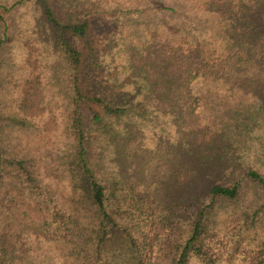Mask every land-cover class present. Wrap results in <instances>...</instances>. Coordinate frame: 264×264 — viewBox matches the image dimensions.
I'll use <instances>...</instances> for the list:
<instances>
[{"label":"trees","instance_id":"1","mask_svg":"<svg viewBox=\"0 0 264 264\" xmlns=\"http://www.w3.org/2000/svg\"><path fill=\"white\" fill-rule=\"evenodd\" d=\"M108 1L118 5L113 11L120 13L118 17L126 16L122 24L126 29H119L112 39H117L115 47L123 62L135 64L141 53L152 59L137 65L140 71L129 68L128 78L108 77L106 90L88 92L86 84L96 78L102 64L92 18L83 15L61 23L52 5L46 6V18L57 26L58 43L72 66L73 149L66 168L67 187L65 182L59 184L58 173L42 163L38 153H28L32 149L4 150L1 121L5 117L0 109V264H264V246L254 249L243 243L247 237L242 223L220 229L208 215L219 198L239 195V181L213 185L211 201L183 234L180 219L166 211L158 198L127 188L118 179L109 184L101 180L88 137L90 127L101 128L147 105L144 98L153 90L144 78L149 73L155 90L168 84L177 94L183 86L186 95L192 88L204 94L221 86L234 87L241 80L264 79V0H174L151 9ZM7 11L9 7L0 5V20ZM146 13L158 21L152 27L130 30L129 20ZM4 41L0 33V44ZM27 50L30 71L21 86L18 108L23 115L41 116L45 88L37 73L40 61L34 45L27 44ZM196 137L208 144L220 136L207 123ZM213 149L222 157L232 153L223 138ZM245 174L264 190L263 173L250 168ZM190 207L195 210L198 204ZM242 244L246 252L241 256Z\"/></svg>","mask_w":264,"mask_h":264},{"label":"rangeland","instance_id":"2","mask_svg":"<svg viewBox=\"0 0 264 264\" xmlns=\"http://www.w3.org/2000/svg\"><path fill=\"white\" fill-rule=\"evenodd\" d=\"M118 1L122 7L149 9L174 2ZM49 4L61 23L85 15L92 18L96 27L94 37L102 64L96 78L91 77L86 84V91L95 93L104 87L102 90H106L108 77L112 81L128 78L129 68L135 66L140 71L137 65L152 58L141 53L135 64L123 62L121 51L115 47L117 39H112L119 35V29H126L122 27L126 16L118 17L120 13L113 12L118 5L108 0H0V5L9 7L0 20V33L5 36L0 44V109L5 117L1 121L2 146L7 152L32 149L28 153H38L41 162L58 173L59 184L65 182L67 187L66 168L73 149L69 134L72 66L58 43L57 26L46 18ZM158 19H152L150 13L133 17L129 29L152 27ZM101 38L105 39L99 41ZM27 44L34 45L40 61L37 73L45 88V110L41 116L23 115L18 108L21 86L30 71ZM87 47L88 40L83 45L86 50ZM105 73L108 76L104 77ZM144 78L153 89L144 98V108L88 130L98 176L107 184L118 179L127 188L134 187L158 198L166 211L180 219L183 234L201 216V208L211 201L213 185L231 186L239 181V195L219 198L208 215L220 229L242 223L247 237L243 243L254 249L264 246V190L245 174L250 168L264 174V79L249 83L241 80L234 87L221 86L204 94L192 88V93L186 95L183 86L178 87L177 94H172L168 84L155 90L151 73ZM207 123L218 129L220 137L204 144L206 139L202 143L196 136ZM222 138L225 146L232 149L227 157L213 149ZM230 156L231 161H227ZM191 203L198 204V208L192 210ZM245 244L238 248L241 256L246 252Z\"/></svg>","mask_w":264,"mask_h":264}]
</instances>
